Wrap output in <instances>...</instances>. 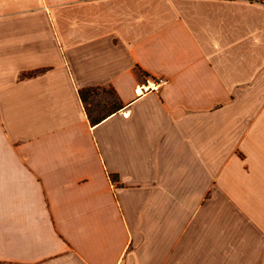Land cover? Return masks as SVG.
<instances>
[{"label":"crops","instance_id":"obj_1","mask_svg":"<svg viewBox=\"0 0 264 264\" xmlns=\"http://www.w3.org/2000/svg\"><path fill=\"white\" fill-rule=\"evenodd\" d=\"M0 264H264V0H0Z\"/></svg>","mask_w":264,"mask_h":264},{"label":"built area","instance_id":"obj_2","mask_svg":"<svg viewBox=\"0 0 264 264\" xmlns=\"http://www.w3.org/2000/svg\"><path fill=\"white\" fill-rule=\"evenodd\" d=\"M165 84L164 78L148 79L145 83L135 87L134 94L136 98H142L152 93H159Z\"/></svg>","mask_w":264,"mask_h":264},{"label":"rangeland","instance_id":"obj_3","mask_svg":"<svg viewBox=\"0 0 264 264\" xmlns=\"http://www.w3.org/2000/svg\"><path fill=\"white\" fill-rule=\"evenodd\" d=\"M105 99H104V97H100V96H98L96 99H94L93 101H94V107H93V109L94 110H101L102 109V106H103V103L105 102L104 101Z\"/></svg>","mask_w":264,"mask_h":264}]
</instances>
